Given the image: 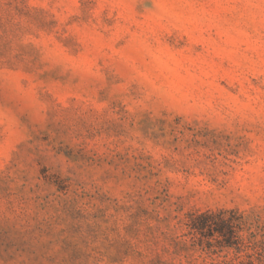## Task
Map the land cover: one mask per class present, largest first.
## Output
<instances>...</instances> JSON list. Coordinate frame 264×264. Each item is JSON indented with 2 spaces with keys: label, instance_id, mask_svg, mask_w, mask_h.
Here are the masks:
<instances>
[{
  "label": "rangeland",
  "instance_id": "1",
  "mask_svg": "<svg viewBox=\"0 0 264 264\" xmlns=\"http://www.w3.org/2000/svg\"><path fill=\"white\" fill-rule=\"evenodd\" d=\"M232 208L264 222V0H0V264H258L187 234Z\"/></svg>",
  "mask_w": 264,
  "mask_h": 264
},
{
  "label": "trees",
  "instance_id": "2",
  "mask_svg": "<svg viewBox=\"0 0 264 264\" xmlns=\"http://www.w3.org/2000/svg\"><path fill=\"white\" fill-rule=\"evenodd\" d=\"M188 228V235H190L193 242H198L210 250H215V247H237L241 249L242 246H249L238 234L239 230L247 228L250 231V243L256 246H261L264 241L255 240L256 232L259 230L264 232V222L261 223L259 218L252 219L244 215L238 209H219V210H205L193 211L189 213L186 222ZM194 243V244H195ZM256 256L258 264H264V251L257 252ZM228 264H257L255 262L254 254L249 253L247 258L237 262H230Z\"/></svg>",
  "mask_w": 264,
  "mask_h": 264
}]
</instances>
